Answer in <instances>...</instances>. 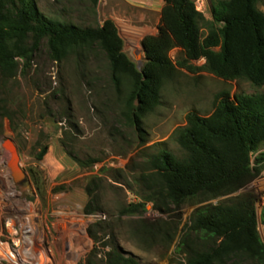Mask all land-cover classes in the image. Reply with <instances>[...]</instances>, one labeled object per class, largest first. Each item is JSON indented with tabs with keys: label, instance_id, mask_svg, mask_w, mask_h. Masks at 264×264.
Here are the masks:
<instances>
[{
	"label": "rangeland",
	"instance_id": "1",
	"mask_svg": "<svg viewBox=\"0 0 264 264\" xmlns=\"http://www.w3.org/2000/svg\"><path fill=\"white\" fill-rule=\"evenodd\" d=\"M35 1L46 16L80 27L113 20L124 51L138 69L146 61L143 39L159 34L165 4L99 0L94 7L90 0ZM218 1L194 0L208 21ZM258 7L264 12V0ZM202 32L207 33L205 25ZM171 56L174 62L181 60V48H174ZM203 58L194 64L202 66ZM83 59L72 55L59 62L43 42L26 71L20 60L14 78L0 76V264H86L95 244L99 257L94 261L100 263L113 242L143 264L181 263L186 254L179 245L197 209L249 194L255 196L260 219L264 162L257 158L264 143L252 155L257 175L247 187L230 195L198 196L180 206L158 193L163 187L157 176L151 177L156 172L149 161L162 148L180 158L186 155L174 133L186 125L188 113L209 116L219 94H259L264 85L179 67L164 83L160 105L143 118L140 134L122 113L103 53L94 47ZM8 138L18 147L20 166L28 175L26 187L17 185L11 174V152L4 147ZM91 201L98 210L86 214ZM140 202L141 212L121 214L123 206ZM259 232L264 241L262 223ZM196 246L208 247L198 240ZM234 263L253 264L245 258Z\"/></svg>",
	"mask_w": 264,
	"mask_h": 264
},
{
	"label": "trees",
	"instance_id": "2",
	"mask_svg": "<svg viewBox=\"0 0 264 264\" xmlns=\"http://www.w3.org/2000/svg\"><path fill=\"white\" fill-rule=\"evenodd\" d=\"M90 1L94 7L99 2ZM261 1L220 0L213 5V20L208 21L194 0H165L159 34L143 39L146 61L140 70L124 51V40L113 20L97 27H80L46 16L35 0H0V76L5 80L14 78L20 60L26 71L43 42L59 62L72 55L83 62L84 53L98 47L108 61L122 113L141 134L143 118L160 105L162 87L179 67L191 73L203 70L227 80L245 78L254 85H264V12L258 7ZM176 47L183 54L178 62L171 56ZM202 57L206 58L205 64H194ZM174 135L186 155L180 158L162 148L149 161L156 172L151 177L157 176L163 187L158 193L177 206L198 196L233 194L247 187L257 175L252 155L264 143V93L232 97L223 92L217 96L211 115L188 113L186 125ZM45 152L46 149L41 157ZM257 162H264V152ZM141 207V202L123 206L121 214L141 212ZM97 210L92 201L85 207L86 214ZM259 223L264 225V206L259 219L253 195L203 206L194 212L179 245V251L186 254L185 262L171 264H236L242 258L264 264ZM89 235L97 240L93 229ZM191 235L195 239H190ZM197 240L208 247L200 249ZM98 257L95 244L86 264H143L114 242L100 263H95Z\"/></svg>",
	"mask_w": 264,
	"mask_h": 264
},
{
	"label": "water",
	"instance_id": "3",
	"mask_svg": "<svg viewBox=\"0 0 264 264\" xmlns=\"http://www.w3.org/2000/svg\"><path fill=\"white\" fill-rule=\"evenodd\" d=\"M4 147L11 152L9 168L15 183L21 187H26L28 175L20 166V154L17 145L11 138H8L4 141Z\"/></svg>",
	"mask_w": 264,
	"mask_h": 264
},
{
	"label": "built area",
	"instance_id": "4",
	"mask_svg": "<svg viewBox=\"0 0 264 264\" xmlns=\"http://www.w3.org/2000/svg\"><path fill=\"white\" fill-rule=\"evenodd\" d=\"M195 5H196V3H195ZM200 7H201V6H200L199 4L196 5L197 10L201 12V10H200L201 8H200ZM203 59H204V58H203Z\"/></svg>",
	"mask_w": 264,
	"mask_h": 264
}]
</instances>
